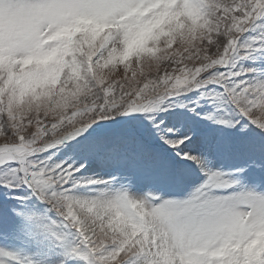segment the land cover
<instances>
[{"label": "snow or ice", "instance_id": "1", "mask_svg": "<svg viewBox=\"0 0 264 264\" xmlns=\"http://www.w3.org/2000/svg\"><path fill=\"white\" fill-rule=\"evenodd\" d=\"M186 8L202 26L196 40L188 38L190 25H173L186 19ZM256 23H264V0H0V169L11 168L15 177L0 187L21 205L28 189L66 221L63 227L79 237L69 255L82 253L85 264H264V192L243 183L249 169L264 173V78H246L256 69L234 70L235 56L264 53V36L241 45ZM207 86L223 89L212 103L225 116L169 103ZM172 107L238 129L240 147L258 159L234 172L214 171L207 154H194L195 130L157 119ZM137 114L181 164L207 177L189 197L152 189L133 195L135 175L158 170L180 182L184 170L143 140L134 141L130 159V142L93 136L106 122ZM66 147L85 158L131 163L135 175L115 189L116 176L80 182L86 160L79 167L50 163L51 153ZM224 147L233 149L231 142ZM97 185L106 187L75 194ZM9 226L37 241L50 235L65 243L56 231L61 225L34 212L0 209V229ZM5 256L15 259L0 252Z\"/></svg>", "mask_w": 264, "mask_h": 264}, {"label": "rangeland", "instance_id": "2", "mask_svg": "<svg viewBox=\"0 0 264 264\" xmlns=\"http://www.w3.org/2000/svg\"><path fill=\"white\" fill-rule=\"evenodd\" d=\"M183 15L185 20L180 21L177 18L173 21V25L176 24L190 25L192 32L188 34V38L191 40L198 39L197 32L202 33V26L199 25L198 20L195 18L194 11L191 8H186ZM264 36V23L253 24L249 32H247L241 38V45L248 48L250 44L258 43L259 39ZM202 43V40H201ZM236 64L235 71H242L245 69H256L255 72H250L247 75L249 80H257L264 78V53L253 51V54L249 59L241 60L239 56L234 57ZM223 91L222 88L216 86H207L199 91H188L174 98L175 105H187L189 108L197 107V111L201 115L215 114L217 118L225 116V111L217 112V104L212 103V98L217 96ZM224 109L228 113H232L233 118H238L235 113V109L230 104H225ZM158 120H164L167 125L173 126L177 131L196 132V143L192 145L195 149L194 154L205 153L213 161L211 165L215 166L214 171L220 172H234L240 168L247 167L252 159H258L259 154H253L244 151L240 145L243 143L238 129H225L221 125L214 124L212 121L202 120L198 116L193 115L188 108L172 107L166 112L155 113ZM121 124V122H106L104 126L109 124ZM242 123H247L243 121ZM94 137L105 139L109 142H130L126 147L129 152L134 151V141L143 140L147 143L154 152L165 155L168 159L172 160L173 167L176 170H184L183 176L190 177L193 172L190 164L185 166L181 164L178 158L174 157V153L168 151L167 146L162 142H157V138L152 135V130L149 127V122L139 116L131 122L125 123L119 126V128L102 135H96ZM258 144L259 137H255ZM231 142L233 149L228 151L224 145ZM75 143V142H73ZM49 154H44L39 157L45 159ZM52 155L51 164L67 162L76 167L80 166L81 162L86 160L87 164L90 161L99 160L95 157L85 158L80 152L73 147L59 148L54 150ZM224 162L222 163V161ZM113 163L109 162L111 166ZM222 165V169L220 166ZM12 167H15L13 165ZM186 169V170H185ZM78 173L76 179L80 182L87 180V177ZM135 175L132 166L115 165L112 169H108L105 172V179L116 176L117 181L112 188H119L121 185L128 183L127 177ZM83 176V177H82ZM86 176V175H85ZM149 177L154 181L152 186L153 191H158L165 196H176L178 198H187L203 183L206 182L207 177L201 175L197 184L190 186L185 183L184 186L177 185V181L171 174L162 173L160 171H154L149 175H135V181L131 187L133 195H143L144 193H138L136 191L137 185L141 184L146 178ZM14 175L11 168L0 169V180L8 179L14 180ZM91 179V178H90ZM248 188L255 187L258 191L264 192V173L256 170L249 169L245 174L243 182ZM179 186V187H177ZM106 186H92L91 188H78V193L91 194L96 191L104 189ZM177 188V189H176ZM22 194L27 197L25 204L21 205L19 201L13 198V193L0 187V209H3L5 213L9 208H17L18 210H27L34 212L41 217H44L46 222H55V224L61 225L56 231L63 237H65V243L59 244L50 235L41 237L39 241L35 240L29 235V230L23 228H17L15 226L5 227L0 229V252L12 253L15 259L12 257H0V264H85L84 261L79 259L82 253L69 255L71 248L78 244V233L70 227H63L67 224L63 221L54 211H51L49 207L39 201L28 189H24ZM93 195V194H91ZM256 245H253L255 248Z\"/></svg>", "mask_w": 264, "mask_h": 264}, {"label": "bare ground", "instance_id": "3", "mask_svg": "<svg viewBox=\"0 0 264 264\" xmlns=\"http://www.w3.org/2000/svg\"><path fill=\"white\" fill-rule=\"evenodd\" d=\"M93 171H95V170H93ZM199 182V181H198ZM141 190V189H140ZM78 196H90L91 194H83V193H78L77 194Z\"/></svg>", "mask_w": 264, "mask_h": 264}]
</instances>
